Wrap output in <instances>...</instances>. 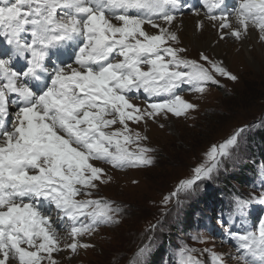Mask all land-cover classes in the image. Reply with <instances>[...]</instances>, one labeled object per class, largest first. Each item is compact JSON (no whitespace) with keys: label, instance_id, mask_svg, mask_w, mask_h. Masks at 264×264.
<instances>
[{"label":"snow or ice","instance_id":"1","mask_svg":"<svg viewBox=\"0 0 264 264\" xmlns=\"http://www.w3.org/2000/svg\"><path fill=\"white\" fill-rule=\"evenodd\" d=\"M202 7L200 29L207 21L221 40L242 41L252 27L264 42V0H238L234 8L227 0H203ZM186 9L201 16L188 0L0 4V264H59L53 253L93 248L81 238L118 225L122 211L114 201L92 198L111 179L105 166L146 168L155 161L143 143L148 137L128 122L186 116L198 105L180 94L185 86L202 95L219 84L217 74L238 79L207 55L201 54L207 67L181 55L174 22ZM138 98L144 106L132 103ZM243 131L213 146L210 162L195 167L164 203L176 198L179 205L180 193L188 199L200 191L198 181L213 180ZM253 204L264 208V193L234 198L221 224L247 221ZM60 228L70 243L61 245ZM227 236L237 254L212 252L213 264H264V216L256 230L229 229ZM195 251L182 249L181 264H202L186 255ZM149 253L142 246L138 264H147Z\"/></svg>","mask_w":264,"mask_h":264},{"label":"rangeland","instance_id":"2","mask_svg":"<svg viewBox=\"0 0 264 264\" xmlns=\"http://www.w3.org/2000/svg\"><path fill=\"white\" fill-rule=\"evenodd\" d=\"M199 1L201 0H188V3L197 8L196 2ZM236 1L238 6V0ZM203 11L202 8V16ZM193 16V12L186 9L183 15L178 17L190 19ZM212 28L215 31L216 28ZM249 30L258 31L252 27ZM225 39L234 41L230 44L233 51L227 50L225 59L205 49L189 48L186 42L179 44V47L185 50L181 55L200 63H205L201 60V54L207 55L211 60L222 62L238 79L231 81L217 74L219 84L209 85L206 93L202 95L187 90L185 86L180 94L185 100L198 105L196 111H190L186 116L170 115L158 122L149 121L146 126L143 123L137 125L128 122L130 128L148 137L143 143L154 149L155 161L146 168L115 169L105 166L111 179L101 184L92 198L102 197L114 201L122 210L120 223L102 226L93 236L81 238L84 242L94 244L93 248H81L75 254L67 249L53 253L59 264H130L131 260L135 264L140 259L138 252L142 246L153 248L148 258L151 254H156L163 244H166V249L170 248L167 252L169 264H181V250L184 248L195 249L196 251L192 252L194 254L186 255L195 256L202 264H213L212 252L224 254L226 259L228 254H237V242L227 236L229 229L240 233L256 230L258 219L264 216V208L258 204L252 205L247 221L237 219L228 225H222L220 217L223 215L225 219L228 218L232 201L238 196L237 192H234L231 197L224 198L226 205L222 210L223 191L240 190V196L244 197L264 193V175L256 170L250 172L245 169L247 164H251L253 170L258 154L261 155L264 150V138L262 140L260 137H264V42L249 40L248 47L254 55L250 56L247 52L245 56L235 58L237 52L243 50L242 46H239L241 40L230 37ZM225 39L221 42L226 43ZM205 66L207 67L206 63ZM132 103L144 106L145 101L138 98ZM119 127V124L113 126ZM241 128L245 131L240 133L238 144L231 149V158L214 174L213 180L198 181L200 191L188 199H184V194L180 193L179 205L176 198L167 204L164 203L165 198L175 191L181 181L194 175L195 167L210 162L208 153L213 146L226 142ZM129 148L134 149L135 145H129ZM259 161L264 164V159L259 158ZM232 175H243L246 183L235 178L230 181L228 188H223L227 178ZM206 195L211 196V202L217 200V205L200 213L197 211V205L206 203ZM158 222L155 230L149 231L150 227ZM197 225L202 230H197ZM58 231L61 245L70 243L71 238L67 231L63 228ZM164 234L174 238L170 239V242H164L160 239ZM194 236L200 237V240L193 239ZM229 264L235 262L230 260Z\"/></svg>","mask_w":264,"mask_h":264},{"label":"bare ground","instance_id":"3","mask_svg":"<svg viewBox=\"0 0 264 264\" xmlns=\"http://www.w3.org/2000/svg\"><path fill=\"white\" fill-rule=\"evenodd\" d=\"M227 3L229 7H231L232 5L235 4V0H228ZM202 17H203L202 15L200 17H197L196 15H194L190 19H183V17L177 18V20L174 22V27L178 29L179 36H180V43L183 45V43L186 42L189 48L196 47L201 50L205 49L207 51L214 53L219 58L225 59L227 56L226 51L227 50L233 51L232 50L233 47L230 44L234 41H232V39L231 40L225 39L226 43L221 42L217 29H215L214 31L212 26L209 25L207 21H205L204 28L200 29L198 27V21ZM249 33L250 34L248 35V37L245 40H242L241 43L239 44V46L240 45L242 46L243 50L242 51L240 50L239 52H237V54L234 56L235 58L245 56V53L247 52L249 53L250 56L254 55V52L251 50V48L248 47V41L254 40V41L259 42V35H258V31L255 32V31L249 30ZM114 173L116 174V172Z\"/></svg>","mask_w":264,"mask_h":264},{"label":"trees","instance_id":"4","mask_svg":"<svg viewBox=\"0 0 264 264\" xmlns=\"http://www.w3.org/2000/svg\"><path fill=\"white\" fill-rule=\"evenodd\" d=\"M260 137L262 138V140H263V136L262 135H260ZM263 143H264V141H263ZM259 155V157H258V159L257 160H255V168L252 170V165L251 164H247L246 166H245V169L247 168L250 172L251 171H258L259 170V168H257V167H260L261 165H264L263 163H260V161H259V158H262V159H264V150H262L261 151V155L260 154H258ZM248 171V172H249ZM241 177V178H240ZM238 179L240 182H243L244 181V183H246V180H245V177L243 178V175L242 176H234V175H232V176H230L229 178H227V181L224 183V186H223V188H228V186L230 185V181L231 180H233V179ZM246 179H247V176H246ZM240 188H242V187H240ZM231 192H229V191H223V196H222V202H223V206H221L222 207V210H224V208H225V202H224V198L226 199V198H229L230 197V195H231V193H234V192H237L238 190H230ZM210 198H211V196H208V195H206L205 196V200H206V203H204L203 205L205 206H203V205H197V211L198 212H200V213H204L205 212V209H211V207L213 206V205H217V200H215V202H211L210 201ZM190 206H192V205H190ZM189 206V207H190ZM194 212V211H193ZM191 216H193V213H192V215ZM189 221H190V219H189ZM192 221V220H191ZM192 222H194V216H193V221ZM148 229V228H147ZM174 229H176V228H174ZM172 236V235H171ZM169 234H164L163 235V237H161L160 239H163L164 240V242L166 241V242H170V239H173L172 237H171ZM154 237V236H153ZM152 237V238H153ZM157 238H158V236H157ZM151 242H152V240H151ZM166 247V244H163L162 246H161V248H160V250H158L157 251V253L155 254V253H153V254H151L150 255V257H148L147 258V264H162L163 263V260H164V255H165V253H166V251H167V249L165 248ZM150 250H153V248L152 249H150ZM164 254V255H163ZM149 259V260H148ZM127 262V261H126ZM130 264H134L133 262H132V260H131V262H130ZM135 264H138V263H135Z\"/></svg>","mask_w":264,"mask_h":264}]
</instances>
